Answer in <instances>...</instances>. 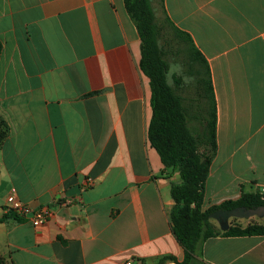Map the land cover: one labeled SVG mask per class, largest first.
<instances>
[{"label": "crops", "instance_id": "obj_1", "mask_svg": "<svg viewBox=\"0 0 264 264\" xmlns=\"http://www.w3.org/2000/svg\"><path fill=\"white\" fill-rule=\"evenodd\" d=\"M160 6L210 69L217 150L204 208L263 191L264 0ZM0 41L4 264L183 262L170 219L181 179L147 139L152 89L124 0H0ZM10 195L50 217L35 227L5 214ZM198 259L264 264V235L210 238Z\"/></svg>", "mask_w": 264, "mask_h": 264}, {"label": "trees", "instance_id": "obj_2", "mask_svg": "<svg viewBox=\"0 0 264 264\" xmlns=\"http://www.w3.org/2000/svg\"><path fill=\"white\" fill-rule=\"evenodd\" d=\"M124 2L141 38L140 67L151 83L153 115L147 139L160 155L164 169L177 171L181 179L172 184L175 204L170 219L185 258L177 262L166 257L160 264L166 260L202 264L198 252L201 244L210 238L264 235V223L250 222L243 226L233 219L230 228L222 231L211 218L220 210L264 207V193H246L238 200L204 208L206 183L217 150V110L209 66L189 35L179 30L166 13L163 23H159L152 0ZM1 52L0 41V55ZM181 52L188 56H183L179 63L176 57ZM174 54L176 57L170 58ZM171 63L182 67V73L174 74L172 81ZM7 135V124L0 116V148ZM0 264H4L1 257Z\"/></svg>", "mask_w": 264, "mask_h": 264}, {"label": "built area", "instance_id": "obj_3", "mask_svg": "<svg viewBox=\"0 0 264 264\" xmlns=\"http://www.w3.org/2000/svg\"><path fill=\"white\" fill-rule=\"evenodd\" d=\"M262 192L264 193V189ZM1 210L5 214L15 213L20 217H28L35 227L43 225L51 214L50 210L45 207L31 209L15 195H10L7 197L6 203ZM125 264H132V261H127Z\"/></svg>", "mask_w": 264, "mask_h": 264}, {"label": "water", "instance_id": "obj_4", "mask_svg": "<svg viewBox=\"0 0 264 264\" xmlns=\"http://www.w3.org/2000/svg\"><path fill=\"white\" fill-rule=\"evenodd\" d=\"M254 216L264 217V207L246 208L238 207L232 210H220L211 215V218L218 222L222 231L230 228V220L232 218L248 219Z\"/></svg>", "mask_w": 264, "mask_h": 264}, {"label": "rangeland", "instance_id": "obj_5", "mask_svg": "<svg viewBox=\"0 0 264 264\" xmlns=\"http://www.w3.org/2000/svg\"><path fill=\"white\" fill-rule=\"evenodd\" d=\"M152 2H153V6H157L158 7V18H159V23L161 24V23H163V18L165 17V15H164V13H163V11H162V9H161V6H160V0H152ZM178 55H180V57H176L175 56V54L174 55H172V56H170V58L171 57H176V60L177 61H179V63H180V61H181V58L183 57V56H188L187 55V53L186 54H184V53H180V54H178ZM169 58V59H170ZM175 59V58H174ZM175 60V61H176ZM178 67L180 68V70L182 69V67H181V65H178ZM179 70V71H180ZM187 80V79H186ZM189 81V80H188ZM190 82V81H189ZM187 93V95H188V91L186 92ZM233 219H235L234 221L236 222V223H238V224H241V225H243V226H246L247 224H249L250 222H259V223H264V217H258V216H254V217H251V218H248V219H238V218H232L231 220H230V222L231 221H233ZM215 221V220H214ZM216 222V224H217V226L219 225L218 224V222L217 221H215Z\"/></svg>", "mask_w": 264, "mask_h": 264}]
</instances>
